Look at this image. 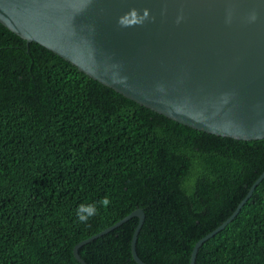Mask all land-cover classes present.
I'll list each match as a JSON object with an SVG mask.
<instances>
[{
    "label": "trees",
    "instance_id": "1",
    "mask_svg": "<svg viewBox=\"0 0 264 264\" xmlns=\"http://www.w3.org/2000/svg\"><path fill=\"white\" fill-rule=\"evenodd\" d=\"M264 169V139L197 130L127 98L0 23V264H81L79 241L137 208L147 264H189ZM110 199L104 208L99 202ZM97 215L79 222L80 204ZM133 216L78 248L138 264ZM194 264H264V178Z\"/></svg>",
    "mask_w": 264,
    "mask_h": 264
},
{
    "label": "water",
    "instance_id": "2",
    "mask_svg": "<svg viewBox=\"0 0 264 264\" xmlns=\"http://www.w3.org/2000/svg\"><path fill=\"white\" fill-rule=\"evenodd\" d=\"M0 23L181 124L264 139V0H0ZM263 178L264 169L231 214L195 242L189 264ZM133 216L131 254L147 264L135 249L141 208L75 244V259L87 264L78 248Z\"/></svg>",
    "mask_w": 264,
    "mask_h": 264
},
{
    "label": "clouds",
    "instance_id": "3",
    "mask_svg": "<svg viewBox=\"0 0 264 264\" xmlns=\"http://www.w3.org/2000/svg\"><path fill=\"white\" fill-rule=\"evenodd\" d=\"M144 17L148 16V10H144ZM252 20L256 19L255 14L251 16ZM110 199L106 196L100 202L99 205L106 208L110 204ZM98 213V206L95 203L89 204H80L76 210V216L79 222L86 223L89 221L90 218L97 215Z\"/></svg>",
    "mask_w": 264,
    "mask_h": 264
}]
</instances>
